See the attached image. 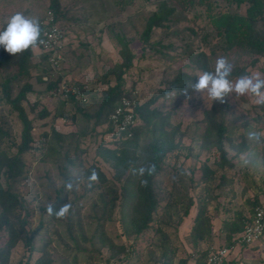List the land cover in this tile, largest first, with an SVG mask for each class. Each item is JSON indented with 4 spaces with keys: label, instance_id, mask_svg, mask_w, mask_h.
<instances>
[{
    "label": "rangeland",
    "instance_id": "rangeland-1",
    "mask_svg": "<svg viewBox=\"0 0 264 264\" xmlns=\"http://www.w3.org/2000/svg\"><path fill=\"white\" fill-rule=\"evenodd\" d=\"M49 1L0 0V30L17 12L29 18H41L46 14ZM160 1L173 8L170 19L152 28L147 43H141L139 33L145 18ZM57 2L63 26V60L59 64L49 60L47 71L52 74V79L60 75L55 92L50 93L46 87L47 76L42 73V63L46 64L44 52L38 46L31 48L28 74L21 75L11 89L13 96L23 82L28 81L31 85L32 89L20 102L31 122V141L30 148L20 154L23 163L20 173L8 181L23 206H16L13 214L24 219V224L23 231L7 249L5 264H35L37 260L48 264H194L204 251L208 253L225 246L224 234L231 228V223L236 224L241 216L243 221L251 216L250 203L255 195L260 201L264 200V143L257 144L248 139L251 131L264 135V118L256 122L251 118V111L260 114L262 110L250 95L225 97L227 117L236 126L230 136L231 143L242 144L238 152L225 142V156L233 164L232 169L225 166L223 170L218 166L219 152L213 146L201 147L202 111L216 102H211L206 92L191 100L186 99L183 90L160 93L179 74L186 76L184 80L188 85L202 74L187 54L198 50L209 52V43L214 44L215 39H200L207 25L206 13L224 11L220 3L226 4L225 0ZM227 10L241 11L234 4L228 5ZM260 25L264 29V18ZM117 32L124 34L134 54L131 66L121 74L119 89L128 92L127 95L137 103L154 97L152 102H147V108L155 109L158 118L165 120L162 128L169 131L178 127L177 134L170 136L176 145L166 153L152 179L156 194L152 220L137 241L130 231L123 230L128 207L134 200L132 175L137 168L129 163L130 169L115 176L113 162L105 157L104 149H118L119 143L113 142L114 138L105 130V123L94 126L93 118L85 120L74 109L78 105L92 115L103 92L116 83L111 69L121 61L120 46L112 38V33ZM237 54L229 50L228 53L217 51L210 55V71L214 70L218 58L225 57L245 74L264 75L263 57L249 64L248 55ZM6 69L8 73L14 72V67ZM38 75L42 82L37 81ZM240 76L234 75L230 79L235 82ZM75 87H80L84 95V100L77 101L78 104L64 100L61 92ZM42 108L46 114L39 116ZM136 124L143 129L138 134L135 152L145 148L157 134L150 124L144 127V121L139 117ZM0 127L6 133L0 148L14 152L19 143L21 124L2 98ZM245 159L249 163H245ZM202 163L212 170L211 178L205 181L200 178ZM91 164L105 176L104 185L97 180L89 181L86 172ZM224 171L226 176L219 184ZM0 181L4 183L2 177ZM122 185H125L124 196L119 193ZM107 187L114 188L120 198L114 201L112 211L104 216L103 203L111 195L106 191ZM57 196L62 202L57 212L65 205L68 210L63 216H58L56 211L50 216L43 207ZM196 216L199 221L206 220L209 227L206 229V225L201 224L202 230L195 237ZM237 233L232 231L230 240ZM27 236L30 247L25 243ZM131 243L135 245L128 254ZM109 244L113 247L109 248ZM118 245H123L125 252L119 250ZM232 246L224 255V261L264 264V233L244 248L239 244ZM163 251L166 253L162 254Z\"/></svg>",
    "mask_w": 264,
    "mask_h": 264
},
{
    "label": "trees",
    "instance_id": "trees-1",
    "mask_svg": "<svg viewBox=\"0 0 264 264\" xmlns=\"http://www.w3.org/2000/svg\"><path fill=\"white\" fill-rule=\"evenodd\" d=\"M119 0H117V3ZM216 2V1H215ZM226 4L220 3V6H223L224 11H219L216 14L206 13V21L207 25L205 30L200 37L201 40L205 41L206 39L214 38V44L209 43L210 50L208 53L198 50L196 52L190 51L187 55L189 60L203 73L205 71H210V62L211 56L217 51L224 54L228 53L229 50L232 52H237L238 54H245L249 56V64H254L257 62V59L264 58V29L261 27V21L264 18V0H225ZM217 4V2H216ZM234 4L236 8L241 9V11L230 12L227 10L228 5ZM218 5V4H217ZM208 8V7H207ZM50 10L53 19L52 22L58 26V28H63L60 24V14L61 12L58 10V2L57 0H50L48 3V9ZM173 8L168 7L164 1H160L155 10L151 11L147 17L145 18L143 28L139 33V38L141 43H147L149 33L154 27H158L161 24H164V21H169V16L172 14ZM38 18V20H42V18ZM6 27L4 25L1 30ZM41 36L42 31L45 28V25H41ZM112 38L116 44L120 46L118 50L121 61L116 64L111 70L116 79V83L112 87H108L103 95L100 97L99 102L97 103L96 109L90 113L86 112L84 109L80 108L78 105L74 108L77 112L80 113L81 116L84 117L85 120H89L93 118L94 126L99 123H107V115L114 107V104L119 100L122 95H127L128 92H123L119 89L121 74L127 70L131 66V60L134 58V54L128 47V41L125 38L123 33H112ZM39 47V45H38ZM237 54V55H238ZM31 56V48L21 54L11 55L7 53L3 47H0V91L1 96L5 103L10 106V109L15 113L17 119L21 124V129L19 133V143L15 146V151L10 153L7 148H0V177L4 180V183L0 181V239L2 238V244L0 245V264H5L4 256L7 253V249L12 245L16 236L19 232L23 231L24 219H18L13 214L16 206L18 208H23L21 201L16 196L15 193L12 192L11 187L8 183L9 179L14 178L16 175L20 173V169L23 167V163L20 159V154L29 149V142L31 141L30 128L31 122L30 119L27 118L25 112L23 111L20 102L25 97V93L30 91L31 85L28 81L23 82V84L17 89L15 94L11 95V89L13 87V83H16L18 78L21 75L28 74V66L30 65ZM49 56L48 53H44L45 63L43 64L42 70L44 74H46V87L50 90V93H54L57 88V82L60 80V75L58 74L54 79H52V74L48 71V65H50L49 60L47 59ZM59 64V63H58ZM6 67L11 70L14 69L11 73H8ZM245 74L244 70H241L238 67H233L232 76L234 75H243ZM179 74L171 80L168 87L162 89L160 93L167 92L169 90L174 89L175 91L184 90L188 84H186L185 80L186 76ZM37 81L42 82L43 79L40 75L36 77ZM77 91H80L83 95L80 87H77ZM63 93V92H62ZM159 93V94H160ZM63 99L68 100L69 102L81 101L82 97H78L75 92L71 90H67L63 93ZM155 98L149 99L147 102H152ZM147 102L137 103L135 107V115L144 121V127H148L149 124L152 129L157 130V134L153 135L152 138L148 141L145 148H141L140 151L135 152V147L137 146V137L139 132L143 129L136 124V126L130 129L131 134L129 137H120L118 139H113L114 143H119L118 149H104L105 157L111 158L114 167V175L119 177L122 172L127 169L135 170L134 174V193L133 194V203L128 207V213L123 222L124 228L123 230L127 233L130 231L133 234V239L137 241L140 237V234L147 228L148 223L152 220V213L155 211L156 200H155V192L152 186V179L154 174L159 170L160 162L165 157L166 153L173 147L175 144L172 143V139L170 136L172 134H177L178 127H173L172 130L169 131L164 130L162 127L165 126L166 122L163 118H158V112L155 109H148ZM257 105V104H256ZM227 103H213L210 105L208 109H204L202 111V122L204 123V130L202 133V148H209L213 146L215 150L219 152V163L218 166L220 168L232 169L233 162L230 158H226L225 151L223 146L225 142L230 144V147L234 148L235 151H241V144L239 142L238 145L231 143V135L233 134V129L236 127L235 123L232 119L227 117ZM258 108L262 110L260 114L256 112H252L251 118L256 122L261 118H264V107L257 105ZM46 114L45 109H41L39 116H44ZM156 121H155V120ZM105 130H109L106 127ZM54 134L55 131H53ZM6 133L0 127V142L2 137ZM169 134V135H167ZM100 148V147H99ZM6 149V150H5ZM101 149V148H100ZM103 149V148H102ZM104 150L102 154L104 156ZM120 151V154L118 152ZM135 161V162H134ZM131 167L129 168L130 164ZM137 165V166H135ZM202 165V173L200 175L201 179L207 180L211 178L212 170L208 168L204 163ZM88 171L86 175L89 177V181H91L92 173L95 172L97 174V181L104 185L106 181L103 173L93 164L88 166ZM224 170V169H223ZM225 171L221 174V181L225 178ZM190 181L194 182L192 177H190ZM92 182V181H91ZM128 183V182H127ZM127 183L125 185H127ZM218 184V185H219ZM125 185L120 186L119 193L122 192L123 196L125 194L124 187ZM106 191L108 194L110 193V197L108 200L104 201L103 209L104 216L108 214V212L112 211V207L114 205V201L120 198L119 194L115 192V189L112 187H107ZM260 199L257 195L253 198V201L250 203L251 213L255 205L259 204ZM61 198L56 197L54 201H52L49 205L43 207L44 210L50 215L54 216L55 211L57 212L59 205L61 204ZM190 202L187 203L189 206ZM49 207L52 208V212H49ZM67 215V214H66ZM14 217V218H13ZM68 218L69 215H67ZM16 220L14 223V220ZM244 217L241 216L240 221L236 224L231 223V228L226 229L224 234L226 245H233V238L230 240V234L232 231H240L242 229V221ZM247 220L244 221H248ZM243 221V222H244ZM201 224L206 225V229L209 227L206 224V220L199 221L197 216L194 218V236L200 234L202 228ZM225 226V225H224ZM205 229V230H206ZM264 233V232H263ZM263 233L258 237L257 240L261 238ZM256 241L244 243L241 242L242 248L247 245L254 243ZM25 243L30 247V238L29 236L25 237ZM135 244H129L128 254L133 251V246ZM112 244H109V248H112ZM119 250L125 252V248L123 245L117 246ZM166 251H163L162 254H165ZM207 255V250L201 253L194 264H203L205 257ZM122 258V257H121ZM119 258L118 260H120ZM234 261H222L220 264H233ZM35 264H48L46 261L37 260Z\"/></svg>",
    "mask_w": 264,
    "mask_h": 264
},
{
    "label": "clouds",
    "instance_id": "clouds-1",
    "mask_svg": "<svg viewBox=\"0 0 264 264\" xmlns=\"http://www.w3.org/2000/svg\"><path fill=\"white\" fill-rule=\"evenodd\" d=\"M41 38V27L38 18L26 17L22 12L12 15L3 30H0V47L11 54H21L30 48H35L39 44H44ZM233 72V65L225 57L216 60L213 71L203 72L195 81L182 91L186 99L203 96L206 92L208 99L213 102L224 103L225 97L230 94L236 96L250 95L255 98V103L264 107V75L251 73L241 75L235 82L230 79ZM248 139L254 143H264V135L258 131H251ZM245 163H249L245 159ZM92 180L97 179V174L92 173ZM71 188V185H68ZM68 210L65 205L56 214L63 216ZM49 212L52 208L49 207Z\"/></svg>",
    "mask_w": 264,
    "mask_h": 264
},
{
    "label": "built area",
    "instance_id": "built-area-1",
    "mask_svg": "<svg viewBox=\"0 0 264 264\" xmlns=\"http://www.w3.org/2000/svg\"><path fill=\"white\" fill-rule=\"evenodd\" d=\"M53 15L50 10L46 11V14L39 21L41 25H45L42 31L41 38L45 41L44 44H39V48L48 53V60L58 63L61 62L63 48V33L58 26L53 22ZM71 90L75 92L78 97L84 95L80 91H77V87L72 89H63L61 92ZM136 100L130 95H122L119 100L114 104L112 110L108 113L105 126L109 128V133L114 139L120 137H129L131 134L130 129L136 126L137 117L135 115ZM264 232V200H261L259 204L255 205L251 216L248 221H245L242 229L233 238V245H238L241 242H252ZM233 246H221L215 250L208 252L203 264H220L224 259V255L229 252Z\"/></svg>",
    "mask_w": 264,
    "mask_h": 264
},
{
    "label": "crops",
    "instance_id": "crops-1",
    "mask_svg": "<svg viewBox=\"0 0 264 264\" xmlns=\"http://www.w3.org/2000/svg\"><path fill=\"white\" fill-rule=\"evenodd\" d=\"M63 49V48H62Z\"/></svg>",
    "mask_w": 264,
    "mask_h": 264
}]
</instances>
